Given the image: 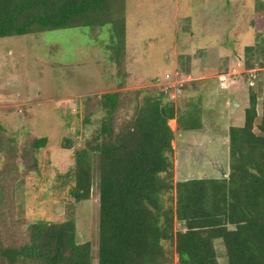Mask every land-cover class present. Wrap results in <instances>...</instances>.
<instances>
[{
  "label": "trees",
  "instance_id": "16d2710c",
  "mask_svg": "<svg viewBox=\"0 0 264 264\" xmlns=\"http://www.w3.org/2000/svg\"><path fill=\"white\" fill-rule=\"evenodd\" d=\"M122 10L121 0H0V38L79 26L96 35L108 25L109 60L119 65L127 51ZM256 27L261 29V21ZM245 53L263 64L264 29L256 31ZM168 95L143 88L102 93L99 123L73 152L60 202L70 210L87 200L96 171L97 264H222L218 241L227 264H264V100L257 125L258 96L250 91L243 124L229 126L223 177L173 183L175 133L201 129L205 108L201 97L179 106ZM173 119L176 132L169 125ZM84 123H91L90 115ZM46 144L47 138L38 137L30 147L37 151ZM13 201L0 204V264H92L91 243L77 241L72 215L62 222L24 224L13 216Z\"/></svg>",
  "mask_w": 264,
  "mask_h": 264
},
{
  "label": "rangeland",
  "instance_id": "374dc122",
  "mask_svg": "<svg viewBox=\"0 0 264 264\" xmlns=\"http://www.w3.org/2000/svg\"><path fill=\"white\" fill-rule=\"evenodd\" d=\"M263 1L121 0L128 53L119 65L109 60L108 25L96 35L91 34L90 28L79 26L0 38V204L14 197L13 216L24 224L42 220L62 222L72 215L77 241L91 243L92 264H97L96 171L87 200L76 203L70 210L68 202L60 200L66 198L64 186L68 184L63 175L73 165L74 150L85 146L99 123L98 99L102 93L114 90L143 88L157 95L169 91L168 99L179 106L190 97H201L205 108L201 129L191 134L179 133L175 120L169 121L176 132L173 183L219 174L218 177H223L228 163V128L243 124L250 91L258 96L259 115L255 124L260 121L264 62L256 61L251 71L255 70L257 77L252 83L250 70H244V64H235V73L210 78L205 82L209 84L203 86L201 80L193 84L190 73L173 69L172 60L179 54L180 63L210 45L214 46L209 50L212 53H223L254 43L256 31L242 28L243 16L252 11L254 4L259 6ZM254 15L248 20L256 25L261 21L263 25L264 18ZM210 65L214 67L216 63ZM155 75L159 80L152 82ZM181 84L182 92L176 97L173 90ZM227 92L237 94L239 108L235 109L236 102L229 99ZM87 115L91 119L89 124L84 123ZM254 131L259 133L256 127ZM209 136L217 151L211 158L208 154L205 158L196 140ZM38 137L47 138V144L33 151L30 143ZM7 166L9 169L15 166L19 171L10 173ZM176 229L182 226L176 223ZM215 246L220 263L227 264L223 245L218 241Z\"/></svg>",
  "mask_w": 264,
  "mask_h": 264
},
{
  "label": "crops",
  "instance_id": "0c3cea01",
  "mask_svg": "<svg viewBox=\"0 0 264 264\" xmlns=\"http://www.w3.org/2000/svg\"><path fill=\"white\" fill-rule=\"evenodd\" d=\"M263 3H264V1H263ZM251 14H255L254 18L256 16L262 17L264 15V10L262 8H260V5L256 6L254 4V7H252V11L244 14V16H243L244 20H243L242 28H245V27H247L248 29L252 28V30H254V32L264 29V24L262 25L261 29H258L256 27V24H254L251 20H248ZM213 31H216V30L214 29ZM254 44H255V38H254V43L251 42L250 44H243L242 49H239V50L231 49L232 51L223 52V53H222V51L221 52L214 51L212 53L209 50L213 49L214 46L210 45L207 48L200 49L197 52L196 56L192 55L191 57L185 58L183 61H180V63L177 62V58H179L180 55L175 54L173 56V60H172V63L174 65L173 69H176V71L179 70L180 72L182 71V72L190 73L189 75L191 76V81H193V84H197V81L201 80L202 81L201 85L205 86V84H209V83H205L207 81H210L212 79L214 80V78L215 79L220 78V76H225L228 72H229V74H232L233 72L235 73L236 72V70L234 69L235 64H244L243 65L244 70L248 69L251 71V70L255 69L256 61L257 60L262 61V60L260 58H258V59L249 61V54L245 53V47L251 46ZM127 53H128V48H127ZM129 55H130V59H131L132 55L131 54H129ZM231 55H233V56H231ZM248 61L252 64L251 67L246 66L248 64ZM213 62L216 63V65H214V67H211L210 63H213ZM224 63L226 65H228L225 68L220 66ZM227 69H228L227 72H223ZM231 71H232V73H231ZM136 74L137 73H135V76H136ZM234 75H236V74H234ZM157 76H160V74L158 73ZM231 76L233 77V75H231ZM154 77L156 78V75ZM210 78H212V79H210ZM210 84H211V82H210ZM208 87H210V86H208ZM199 94H200V91H199ZM227 95H228L230 100L231 99L233 101L235 100V102H236L235 103V109L239 108L238 107L239 105L237 103V98H235V96L237 94L234 92H231L229 94V92H227ZM229 99H228V102H229ZM227 114L229 115L228 112H227ZM229 118L232 119V117H229ZM236 126H239V125H236ZM196 141H197L198 149L201 150V153L204 154L205 158H207L206 154H208V156L211 158V155L214 151L216 154L217 148L213 147L214 142L210 136L206 137V138H203V137L197 138ZM227 153H228V151H227ZM217 173H220V172L217 171Z\"/></svg>",
  "mask_w": 264,
  "mask_h": 264
},
{
  "label": "built area",
  "instance_id": "2783aa9c",
  "mask_svg": "<svg viewBox=\"0 0 264 264\" xmlns=\"http://www.w3.org/2000/svg\"><path fill=\"white\" fill-rule=\"evenodd\" d=\"M257 73H256V71L254 70V71H249V76H250V79H249V81L252 83V82H254L253 80L254 79H256V77H257V75H256ZM184 80V79H183ZM160 82V81H159ZM182 86V84L181 85H179V88H174V90L173 91H176V93H175V96L177 97L179 94H180V87ZM172 91V92H173ZM171 92V93H172Z\"/></svg>",
  "mask_w": 264,
  "mask_h": 264
},
{
  "label": "bare ground",
  "instance_id": "6f19581e",
  "mask_svg": "<svg viewBox=\"0 0 264 264\" xmlns=\"http://www.w3.org/2000/svg\"><path fill=\"white\" fill-rule=\"evenodd\" d=\"M171 122L173 121V120H170Z\"/></svg>",
  "mask_w": 264,
  "mask_h": 264
}]
</instances>
